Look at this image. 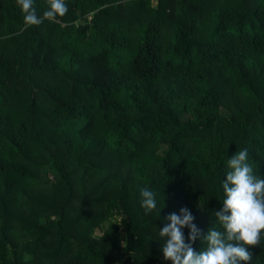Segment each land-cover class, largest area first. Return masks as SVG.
Instances as JSON below:
<instances>
[{"label": "trees", "instance_id": "1", "mask_svg": "<svg viewBox=\"0 0 264 264\" xmlns=\"http://www.w3.org/2000/svg\"><path fill=\"white\" fill-rule=\"evenodd\" d=\"M65 3L25 26L0 0V264H171L181 208L203 250L227 158L264 176V0ZM246 247L264 264V236Z\"/></svg>", "mask_w": 264, "mask_h": 264}, {"label": "clouds", "instance_id": "2", "mask_svg": "<svg viewBox=\"0 0 264 264\" xmlns=\"http://www.w3.org/2000/svg\"><path fill=\"white\" fill-rule=\"evenodd\" d=\"M25 26L39 25L43 19L54 20L68 11L65 0H48L47 9L38 15L33 0H17ZM227 171L221 181L222 207L215 213L219 230L212 228L204 236L206 247L195 251L192 243L199 230L194 217L186 208L179 214L171 213L167 222L158 230L163 241L160 247L163 259L171 264H241L249 261L246 246L256 245L264 236V176L254 172L249 162L247 148L236 151L227 158ZM140 205L145 213L157 209L156 193L149 187L140 190ZM188 228L187 242L183 229Z\"/></svg>", "mask_w": 264, "mask_h": 264}, {"label": "rangeland", "instance_id": "3", "mask_svg": "<svg viewBox=\"0 0 264 264\" xmlns=\"http://www.w3.org/2000/svg\"><path fill=\"white\" fill-rule=\"evenodd\" d=\"M118 219H119V218H115V219L113 220V222H117V221H118Z\"/></svg>", "mask_w": 264, "mask_h": 264}]
</instances>
